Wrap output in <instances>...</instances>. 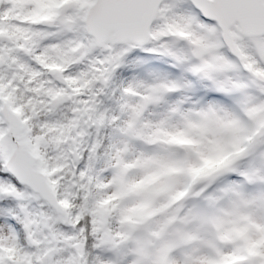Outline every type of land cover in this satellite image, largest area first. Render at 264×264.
<instances>
[{
    "label": "snow or ice",
    "instance_id": "snow-or-ice-1",
    "mask_svg": "<svg viewBox=\"0 0 264 264\" xmlns=\"http://www.w3.org/2000/svg\"><path fill=\"white\" fill-rule=\"evenodd\" d=\"M0 264H264V0H0Z\"/></svg>",
    "mask_w": 264,
    "mask_h": 264
},
{
    "label": "rangeland",
    "instance_id": "rangeland-1",
    "mask_svg": "<svg viewBox=\"0 0 264 264\" xmlns=\"http://www.w3.org/2000/svg\"><path fill=\"white\" fill-rule=\"evenodd\" d=\"M221 157L222 158H226L224 155H213V156H209V157L205 158L204 164L201 167L194 169V171L197 172L200 168H202L203 166H205V163L206 162H209V163H208V166L206 167L205 170L211 169V168H214V167L218 166L219 165L218 163L221 161ZM210 164H213V165L210 166Z\"/></svg>",
    "mask_w": 264,
    "mask_h": 264
},
{
    "label": "trees",
    "instance_id": "trees-1",
    "mask_svg": "<svg viewBox=\"0 0 264 264\" xmlns=\"http://www.w3.org/2000/svg\"><path fill=\"white\" fill-rule=\"evenodd\" d=\"M224 159H225V158H222V157H221V161H220L218 164H220L222 161H224ZM208 163H209V162H206V163H205V166H203L202 168H200L196 173L199 174V173L203 172V171L206 169V167L208 166ZM212 165H213V164H210V166H212Z\"/></svg>",
    "mask_w": 264,
    "mask_h": 264
}]
</instances>
